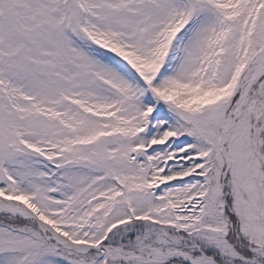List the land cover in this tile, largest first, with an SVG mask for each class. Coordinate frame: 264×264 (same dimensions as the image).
Segmentation results:
<instances>
[{"label": "snow or ice", "instance_id": "1", "mask_svg": "<svg viewBox=\"0 0 264 264\" xmlns=\"http://www.w3.org/2000/svg\"><path fill=\"white\" fill-rule=\"evenodd\" d=\"M0 264H264V0H0Z\"/></svg>", "mask_w": 264, "mask_h": 264}]
</instances>
